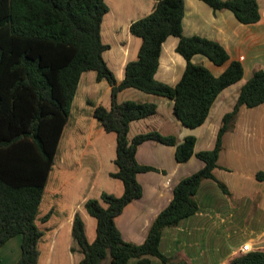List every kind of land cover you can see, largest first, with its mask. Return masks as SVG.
I'll list each match as a JSON object with an SVG mask.
<instances>
[{"label": "trees", "instance_id": "trees-1", "mask_svg": "<svg viewBox=\"0 0 264 264\" xmlns=\"http://www.w3.org/2000/svg\"><path fill=\"white\" fill-rule=\"evenodd\" d=\"M201 1L214 11H232L243 24L262 19L258 0ZM109 10L106 0H0V247L23 236L22 256L16 264H38L43 232L36 218L84 72L95 71L98 81L106 80L112 87L110 107L95 106L93 114L104 131L116 134V171L111 176L122 182L124 193H103L101 200L85 203L96 220L92 242L84 219L76 214L72 235L83 256L79 264H128L132 259L136 264H151L152 257L170 263L171 258L160 248L164 229L178 226L199 210L196 194L203 180H217L214 170L224 148V134L236 124L243 106L264 103L263 67L242 86L232 111L223 117L212 149L195 152V136L180 142L175 135L157 130L130 138V123L156 114L158 106L151 101L119 102L121 91L134 88L166 97L174 102L178 120L196 128L206 122L219 94L242 80L244 66L239 60H230L220 42L184 35V0H154L152 12L130 25V33L142 43L137 58L127 62L124 78L118 82L104 56L110 46L103 42L102 25ZM169 37L178 38L176 52L186 60L175 85L156 79L163 44ZM195 55H203L217 66L229 64L215 75L193 62ZM147 141L175 147L180 163L196 155L204 166L176 184L172 200L155 218L144 242L134 243L124 239L116 218L143 196L138 174L158 171L137 159L138 147ZM225 264H264V249L240 251Z\"/></svg>", "mask_w": 264, "mask_h": 264}, {"label": "crops", "instance_id": "crops-1", "mask_svg": "<svg viewBox=\"0 0 264 264\" xmlns=\"http://www.w3.org/2000/svg\"><path fill=\"white\" fill-rule=\"evenodd\" d=\"M184 1V35H201L220 42L228 50L230 60L242 62L244 66L242 81L247 82L256 69L264 67V6L260 0L258 1L262 19L253 24L240 23L232 11H214L201 0ZM153 8L154 0H150L148 7L139 10L141 15L132 19V22L147 16ZM109 25L112 26L111 22ZM110 32L115 34L116 29L110 28ZM178 41L177 37L173 39L169 37L163 44L160 67L156 73V79L170 85L178 82L186 66V60L176 52ZM125 42L122 54L113 53L106 56V51L104 53L118 82L124 78L127 62L137 58L142 40L140 42L133 40L129 34ZM131 44L132 47L136 45L132 55ZM197 59L200 60L199 64L208 67L215 75H220L229 64L217 66L203 55H195L192 60L196 62ZM85 73L81 76L79 86ZM91 80L96 82L93 90L96 95L93 98L87 97L76 110H74L76 107V97H74L56 162L45 187L43 199L46 194L49 199V211L45 216L54 229L50 232L52 233L50 245L47 251H44V256L39 248L38 264L64 262L66 264L67 260H69L68 264H79L83 256L72 235L76 214L82 216L87 229L89 224L86 213L89 214L85 203L88 200H101L103 193L115 196H122L124 193L122 182L111 176L116 171V134L104 131L93 114L95 106L110 107L112 87L106 80L98 81L95 71L89 76L88 81ZM219 96L213 107L219 101ZM154 97V94L129 88L118 94V101L155 102ZM235 100L237 101V98ZM165 103L168 106L172 105L174 111L172 100L169 99ZM83 104L87 106L86 109L83 108ZM84 112L86 116H83ZM248 114L260 116V121L258 117L256 122L257 130L252 131V135H249L247 140H243V143L230 139L235 132L231 130L226 132L223 136L224 148L220 153L218 167L214 170L217 180L228 187L230 194H226L215 179L202 181L196 194L199 210L183 219L178 226L167 227L163 231L160 248L171 258L168 264H216L218 258L220 259L218 264H225L240 252L241 247L246 243L251 244L254 249H264V166L252 170L243 169L244 173L236 172V176L230 177L227 172L232 169L223 163V159L228 158L231 149L237 148L234 143L246 148L247 157L250 159H252L250 155L254 153L253 146L260 147L264 156V103L252 108L243 106L236 120V128L240 121L241 130H244L243 119ZM210 115L206 122L199 126L200 128L205 127ZM171 120L174 121L173 118ZM141 121L143 120L131 122L129 134L131 127L142 123ZM220 127V125L208 126L210 144L216 140ZM136 134L139 133L132 134V137ZM175 152V147L154 141L144 142L138 147V161L144 165L154 166L158 171L138 174L137 178L143 186L144 194L140 199L127 205L123 213L116 218V224L125 240L134 243L144 242L153 221L172 200L176 184L204 166V163L194 156L189 161L180 163L176 160ZM218 225H221V238L222 241L224 240L220 246L216 244ZM241 232H243L242 241L238 239L233 243L229 242L234 241V237ZM22 242L23 236L17 235L1 246L0 264H16L22 256ZM223 246H226V250H222ZM130 262L131 260L128 264ZM133 264H136V259ZM151 264H162V262L159 258L152 257Z\"/></svg>", "mask_w": 264, "mask_h": 264}, {"label": "rangeland", "instance_id": "rangeland-1", "mask_svg": "<svg viewBox=\"0 0 264 264\" xmlns=\"http://www.w3.org/2000/svg\"><path fill=\"white\" fill-rule=\"evenodd\" d=\"M200 1V0H197ZM202 2V1H201ZM261 4L264 6V0H260ZM106 3L108 4L110 10L106 14L103 25H102V31H103V42L106 44H110L109 49L106 50L105 55L109 56L110 54H122V51L125 46V41L127 40V36L130 34V38H133V40L141 41L140 38L132 36L130 33L129 25L132 22V19H135V17H139L141 15L139 10H143L144 8L148 7V4L150 3V0H106ZM111 22L112 26L110 27L109 23ZM110 28L116 29V33L112 34L110 32ZM111 33V34H110ZM172 39L174 37H171ZM131 40V39H130ZM124 41V43H123ZM134 48L136 49V45L132 44L130 46L131 49V55L132 51H134ZM132 57V56H131ZM202 57V56H201ZM200 57V58H201ZM200 60L197 59L195 63H200ZM216 71V70H215ZM94 73L93 70L86 71V73L83 76L82 83L80 86H78L77 92H76V99H75V109L85 101L87 97H94L96 94L93 91L94 85L96 84L95 80L88 81L89 76ZM181 73V72H180ZM116 75V74H115ZM252 76V75H251ZM116 77V76H115ZM246 82L243 80H240L231 87L229 86L225 91H223L220 94V99L217 102V104L212 107V112L210 115V119L208 123L205 125V127H196V128H190L183 125L178 118L175 116L173 111V106H168L167 103H165L167 100H169L166 97L155 95V102L158 106L156 114L147 117L146 119H140L142 123H139L137 125H133L131 127V132L129 134L130 137H132V134L134 133H144L157 130L160 133H172L175 135L178 139V141L181 142L186 136L193 135L197 138L196 146H195V152L201 151V150H207L210 147L214 146L215 141H212L211 144L209 142V130L208 126H222L223 124V117L226 113L230 112L232 108L234 107L236 103V98H238V95L240 93V90L242 86ZM92 88V91H91ZM83 108L86 109L87 106L83 104ZM86 112L83 113V116ZM260 116H257V114H248L247 116H244L243 119V128L244 130H241L240 127V121L239 124H236L232 127L231 131L235 132L233 135H231L230 139H235L238 142H242L243 140H247L249 138V135H252V131L257 130L256 122L257 118ZM173 118L174 121L171 120ZM131 125V123H130ZM249 130V131H248ZM218 133V132H217ZM180 139V140H179ZM237 145V148H232L231 151L228 153V158L223 159V163L226 164L231 171H228L227 174L230 177L236 176V172H242L244 173L247 169H254L259 166H264V156L262 154V150L260 147L253 146L254 153L250 155V158H248L247 149L240 146V144L234 143ZM247 145V143H244ZM211 145V146H210ZM211 149V148H210ZM240 150V151H239ZM195 158L199 159L194 155ZM259 160V161H258ZM115 172V171H114ZM233 173V174H232ZM232 174V175H230ZM117 181V180H116ZM49 199L46 194L45 199H43V202H41L38 215L36 218V224L39 227V229L43 232L42 238L39 240L38 246L41 248V251L43 253V256L45 255L46 249L49 248L50 245V233L53 228L48 223V217L45 218V214L49 211ZM88 222V230L87 235L90 242H92L95 239L96 235V220L90 216L87 215ZM92 222V224H90ZM218 229V235L216 238V244L221 245L224 243V240L222 241L221 238V232L222 228L221 225L217 226ZM244 232V231H243ZM243 232L240 233V235H236L234 237V241H229L231 243L238 241V239H241L243 237ZM238 237V238H236ZM236 238V239H235ZM49 240V241H48ZM232 240V239H231ZM239 241H242L239 240ZM227 244V243H226ZM78 247V246H77ZM226 250V246L222 247V250ZM45 251V252H44ZM82 254V253H81ZM135 259H132L130 264H133V261ZM219 258L216 260V264L219 263ZM69 260L66 261V264H68ZM159 262V261H158ZM65 264V262L63 263Z\"/></svg>", "mask_w": 264, "mask_h": 264}, {"label": "built area", "instance_id": "built-area-1", "mask_svg": "<svg viewBox=\"0 0 264 264\" xmlns=\"http://www.w3.org/2000/svg\"><path fill=\"white\" fill-rule=\"evenodd\" d=\"M252 249H253V246L249 243H246L241 247V251H243V252H247V251H250Z\"/></svg>", "mask_w": 264, "mask_h": 264}]
</instances>
